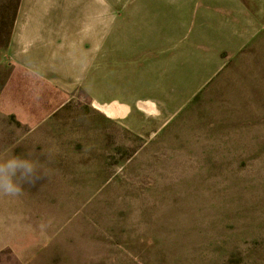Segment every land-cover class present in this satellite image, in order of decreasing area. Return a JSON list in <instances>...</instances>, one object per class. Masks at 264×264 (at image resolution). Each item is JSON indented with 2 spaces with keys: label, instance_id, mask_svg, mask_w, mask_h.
Masks as SVG:
<instances>
[{
  "label": "rangeland",
  "instance_id": "1",
  "mask_svg": "<svg viewBox=\"0 0 264 264\" xmlns=\"http://www.w3.org/2000/svg\"><path fill=\"white\" fill-rule=\"evenodd\" d=\"M79 2L115 5L120 54L66 92L9 60L0 0V158L43 167L0 194V264H264V0Z\"/></svg>",
  "mask_w": 264,
  "mask_h": 264
},
{
  "label": "crops",
  "instance_id": "2",
  "mask_svg": "<svg viewBox=\"0 0 264 264\" xmlns=\"http://www.w3.org/2000/svg\"><path fill=\"white\" fill-rule=\"evenodd\" d=\"M144 9L125 7L124 13L126 16L130 13L142 17L147 11L145 9L144 12ZM149 12L157 10L150 8L147 15ZM85 15L87 19L83 21ZM116 23L114 4L108 9V20L104 22L100 19L97 5L85 7L79 0H21L7 56L14 65L51 86L71 92L83 85L89 75L94 76V73L99 72L101 50L105 42L109 69H112V65L116 67L120 54L116 51L113 34ZM234 42L232 39L227 44L232 45ZM141 53V49L133 45L124 51V57L136 59ZM118 68L121 69L120 66ZM118 68L116 70L119 71ZM122 71L123 76L129 78L131 73L126 64ZM126 78L123 96L115 100L150 99L147 96L131 97L130 84Z\"/></svg>",
  "mask_w": 264,
  "mask_h": 264
},
{
  "label": "clouds",
  "instance_id": "3",
  "mask_svg": "<svg viewBox=\"0 0 264 264\" xmlns=\"http://www.w3.org/2000/svg\"><path fill=\"white\" fill-rule=\"evenodd\" d=\"M43 179V167L31 153H15L0 158V194L16 197L25 187Z\"/></svg>",
  "mask_w": 264,
  "mask_h": 264
},
{
  "label": "bare ground",
  "instance_id": "4",
  "mask_svg": "<svg viewBox=\"0 0 264 264\" xmlns=\"http://www.w3.org/2000/svg\"><path fill=\"white\" fill-rule=\"evenodd\" d=\"M96 105L99 106L104 111H106L108 114H113V112L115 110L114 107H113L114 105H102V104H99V103H96ZM139 105L142 108L146 109V111H149L150 113L154 112L155 109H156V106L152 105V103L150 104V103H146V102H143V101H139Z\"/></svg>",
  "mask_w": 264,
  "mask_h": 264
}]
</instances>
